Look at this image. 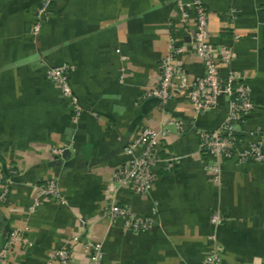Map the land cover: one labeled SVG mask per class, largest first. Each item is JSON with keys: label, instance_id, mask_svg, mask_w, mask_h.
<instances>
[{"label": "crops", "instance_id": "0c3cea01", "mask_svg": "<svg viewBox=\"0 0 264 264\" xmlns=\"http://www.w3.org/2000/svg\"><path fill=\"white\" fill-rule=\"evenodd\" d=\"M40 1L0 0V173L15 172L0 202V245L15 227L26 228L30 242L15 245L5 264H55L51 254L62 247L73 251L74 264H91L88 238L102 243L101 264H202L212 233L221 264H264V161L222 160L216 181L198 153L197 132L220 126L226 100L202 114L183 96L136 104L156 84L171 37L184 46L179 58L187 79L202 74L176 0H55L34 36ZM201 1L210 42L232 48L233 69L250 88L253 109L240 129L264 128V0ZM62 63L73 67L70 84L83 109L78 119L46 79L47 67ZM168 120L180 128L166 127ZM143 126L168 134L149 194H117L135 215L151 219L148 230L133 233L104 218L105 190L128 159L123 146ZM53 148L64 152L55 156ZM50 179L67 203L42 199L30 212ZM216 213L224 221L213 226Z\"/></svg>", "mask_w": 264, "mask_h": 264}, {"label": "built area", "instance_id": "2783aa9c", "mask_svg": "<svg viewBox=\"0 0 264 264\" xmlns=\"http://www.w3.org/2000/svg\"><path fill=\"white\" fill-rule=\"evenodd\" d=\"M55 0H41L35 13L31 34L36 36L42 26L52 14V6ZM178 11V23L182 26L189 38L187 45L191 52L202 64V74L189 81L187 79L183 63L179 58L184 46L177 45L173 37L169 40V51L159 63V77L154 86L142 93L137 98V103L146 99H154L165 105L176 96L185 97L195 114H202L218 106L219 98H224L227 103V111L223 122L213 131L197 132L198 153L204 157L205 168L209 170L217 181L219 165L222 160H236L239 163L248 161H264V128H256L249 132L241 131L246 118L251 114L253 104L250 88L239 74L233 69L234 53L231 47H217L210 42L209 16L207 9L201 0L191 3H183L176 0ZM193 11V16H191ZM236 38V37H235ZM73 67L67 63L48 66L46 79L56 87L61 95L71 104L74 118L78 119L83 111L70 84V76ZM173 125L180 128V123L168 120L166 127ZM244 135H242V134ZM167 128L155 131L149 127H140L134 139L123 146V153L128 157L127 161L117 169L105 190L107 201L104 218L109 224L121 221L123 227L133 233L148 230L152 226L150 218H141L135 215L126 204L119 203L117 194L122 189H128L138 196H146L153 188L155 182L154 170L162 161L160 152L162 143L167 137ZM241 135L243 137H241ZM55 156H61L63 148L51 150ZM175 159H167L171 165ZM15 174L10 170L7 177L0 173V184L4 188L0 192V202L7 198V186L10 178ZM54 201L61 205L67 203L62 195L58 181L50 179L39 187L33 202L29 207L34 212L41 204V200ZM224 218L218 213L211 216L213 226L223 223ZM81 224L84 222L81 220ZM26 228H12L4 242L0 245V264H5L12 249L17 244L29 246L26 236ZM2 229L0 227V239ZM78 241L77 237L73 238ZM208 252L202 264H221V251L213 233L208 237ZM84 253L89 257L91 264H101L103 258L102 243L87 239L84 243ZM74 264L73 251L68 248H59L52 252L49 263Z\"/></svg>", "mask_w": 264, "mask_h": 264}]
</instances>
